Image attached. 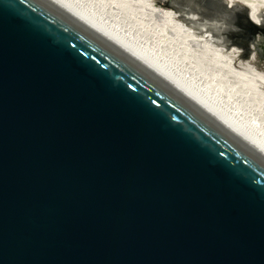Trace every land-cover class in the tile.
Returning <instances> with one entry per match:
<instances>
[{
  "label": "water",
  "instance_id": "water-1",
  "mask_svg": "<svg viewBox=\"0 0 264 264\" xmlns=\"http://www.w3.org/2000/svg\"><path fill=\"white\" fill-rule=\"evenodd\" d=\"M0 264H264V153L53 1L0 0Z\"/></svg>",
  "mask_w": 264,
  "mask_h": 264
},
{
  "label": "bare ground",
  "instance_id": "bare-ground-1",
  "mask_svg": "<svg viewBox=\"0 0 264 264\" xmlns=\"http://www.w3.org/2000/svg\"><path fill=\"white\" fill-rule=\"evenodd\" d=\"M51 1L151 67L264 153V66L254 45H245L248 51L241 55L203 28L190 31L161 0H92V7L80 0ZM226 2L263 22L264 0Z\"/></svg>",
  "mask_w": 264,
  "mask_h": 264
},
{
  "label": "rangeland",
  "instance_id": "rangeland-1",
  "mask_svg": "<svg viewBox=\"0 0 264 264\" xmlns=\"http://www.w3.org/2000/svg\"><path fill=\"white\" fill-rule=\"evenodd\" d=\"M80 1H83V3L84 1H86V3L88 4H93V5H90L91 7L94 6L95 4L93 3L94 1L92 0L91 1L90 0H80ZM88 1H90L91 3ZM162 1L164 3H167L166 5L167 7H170V9L177 12L175 16L173 15V17L175 19H178L179 21L181 20L180 21L181 25H183L184 27H187L188 29L192 28L190 29V31L196 32V30L200 31V29L203 28L206 31H208L211 35L213 33L215 37L222 38L226 44L230 46H234L238 49H243V53L248 51V49L246 48L244 44L245 43L244 40L247 36H250V34L254 32L256 33L257 39L260 40L262 39L264 35V25H261L262 28H259L256 25L250 24L247 20H245V17L242 15H239L237 18L242 23H240L237 26H234L236 29H239V31H236V32L242 33V36L240 35V37L235 38V36L232 34L233 33L232 30L230 31V33L227 34V32H225L227 31L226 30L227 28H225L224 24H225L227 17L231 15L232 10L233 9H239L243 11L245 10L241 6H235V7L229 6L228 7L226 0L225 1L224 0H186L185 1L186 3L182 2L181 0H161V2ZM204 10L210 11L209 14L203 15L202 12ZM193 17L194 19L192 20L191 18ZM175 23H176V20H175ZM262 23H264V19ZM178 27L181 28V26L179 25ZM207 28H210V29H207ZM259 40L257 41L259 42ZM257 56L259 60L262 62V65L264 66V59H261L258 53H257Z\"/></svg>",
  "mask_w": 264,
  "mask_h": 264
},
{
  "label": "clouds",
  "instance_id": "clouds-1",
  "mask_svg": "<svg viewBox=\"0 0 264 264\" xmlns=\"http://www.w3.org/2000/svg\"><path fill=\"white\" fill-rule=\"evenodd\" d=\"M249 18L253 21V23L257 24L258 26L264 25L261 21H258L256 19H253L251 15H249ZM231 30L239 31V29H236L234 26L231 27ZM259 37V36H258ZM241 55L243 53V49H239Z\"/></svg>",
  "mask_w": 264,
  "mask_h": 264
},
{
  "label": "flooded vegetation",
  "instance_id": "flooded-vegetation-1",
  "mask_svg": "<svg viewBox=\"0 0 264 264\" xmlns=\"http://www.w3.org/2000/svg\"><path fill=\"white\" fill-rule=\"evenodd\" d=\"M262 54H263V56H264V46H262Z\"/></svg>",
  "mask_w": 264,
  "mask_h": 264
}]
</instances>
